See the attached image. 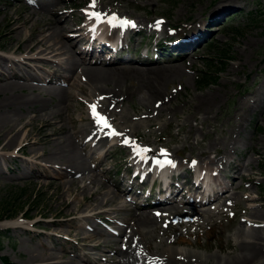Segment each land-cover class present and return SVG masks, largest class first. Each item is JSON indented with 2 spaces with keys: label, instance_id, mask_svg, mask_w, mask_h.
Returning a JSON list of instances; mask_svg holds the SVG:
<instances>
[{
  "label": "rangeland",
  "instance_id": "374dc122",
  "mask_svg": "<svg viewBox=\"0 0 264 264\" xmlns=\"http://www.w3.org/2000/svg\"><path fill=\"white\" fill-rule=\"evenodd\" d=\"M52 1L40 0V2H46L49 5ZM23 3L22 0H0V54L9 56L12 50L8 43L9 35L6 26L9 16H4V12L14 13L17 10L14 16L21 15L25 10ZM97 3L100 4L98 11L107 14L116 12L122 17L124 15L128 19L140 21V24L146 28L163 20L160 26L162 31H159V34L162 35L161 37L170 38L168 36H172L175 39L191 32L194 28L201 29L203 26L206 28V24L211 20V15L219 14L217 11L222 9L223 19L220 22L221 24L225 23L222 25L223 27L213 28L211 40L196 48L187 58L164 63H136L134 69L136 75L125 76L127 86L130 87V98L122 89L119 90L114 82L103 81L102 88L99 89L94 86L95 83L91 80V82L89 81L91 84L88 85L86 74L81 76L80 82L85 85L86 92H82L78 88L73 90L74 94L82 101L77 99L71 102L70 113L77 119L88 116L87 110H90V105L97 103L95 99L98 100L105 92L111 93L118 89L119 94L116 97L121 99V102L112 109L116 113L115 117L118 119L126 117L128 122L114 119L111 114L110 117L115 124H121L123 129L128 127L130 130L123 136L118 135L120 138L135 137L149 144L166 145L173 150L179 160L191 156V158L197 159L200 157L202 163L207 164V167L209 166L211 169L218 168L222 164L216 162L208 164V161L211 158H217L222 153L226 154L227 152V158L231 155L235 159H239L238 162H243L249 157L243 169L244 179L239 181L242 187L235 188L232 196L221 204V208H218L226 215H218L217 210L209 209L208 211L212 213L211 219L208 220L207 215H202L206 219L204 223H199L200 217L195 222L179 220L181 224L176 219L174 224L168 228H162V221H160L156 227H153V231L145 236V239L149 240L147 244L140 242L142 241L141 234L136 236L140 249L133 255L130 264H166L163 261L166 259V255L157 257L155 253L164 254L165 247L168 246L176 252L189 251L195 254L200 253L202 256L214 253L225 255L236 251V244H239L241 240L235 232L239 224L244 225L246 230L252 228L251 223L246 224L240 220V217L244 218V213L249 216L251 207L259 200H264V149L261 153L255 151L257 141L264 144V0H237L236 3H228L224 0H97ZM63 5L70 11L75 10L73 19L63 21V24H71L76 27L85 19L81 14L83 11L86 12L87 7H90V0H65ZM78 10L80 13L77 12ZM231 16L235 17L229 18ZM203 19H206V24H203ZM27 31L28 27H25L24 32ZM158 36L160 37V35ZM136 42L141 43L144 49L150 47L148 35L138 36ZM135 45L138 47L137 44ZM72 48L75 51L76 45ZM160 53L164 55V51H160ZM88 61L90 62V60ZM30 64L35 69L26 65L16 68L21 75L34 78L36 76L48 77L49 74L45 69H52V66H55V64L44 61L30 62ZM54 68L60 69L57 66ZM30 70L31 73H28ZM207 71L210 73L208 75L210 81L216 79L215 84L199 82ZM81 74L83 73L79 75ZM36 84L42 85V83ZM136 87H139V91L132 94ZM210 90L218 92L221 100L215 101L216 106L208 119L203 121L194 119V111L200 109L203 95ZM22 92L31 96L38 94V91H34V93L30 89H24ZM100 92L102 93L99 94ZM3 95L0 93V99ZM256 98H259V107L255 106L249 111L248 104L252 105ZM144 100L148 102L144 103ZM47 103L52 104V100L48 98ZM21 110L24 113L27 111V107L25 106ZM184 122L182 127L181 124ZM115 124H113L114 127ZM38 127L39 122L35 124V132ZM228 129L235 131L232 144H216V148L208 149L207 153L204 152L207 149L206 146L214 138L226 136ZM116 130L118 131L117 128ZM25 132L26 130L9 149L2 151L7 159H5V155H0V207L6 202L9 213L16 209L20 210L14 217L0 220L2 234L0 264H4V257L7 258L9 264H46L45 261L30 263L28 260L31 251L42 243L70 250L82 246L81 242L75 244L56 235L51 237L44 235V233L52 231L59 233L63 229H68V227H60V224L54 223V221L60 222L67 218L61 198L62 186L48 183L54 179L56 171L52 172L53 177H18L20 168H25L27 172L40 171L37 167L32 169L30 166H26L23 162L24 159L30 157V149L26 148L24 152L17 151V144L20 143ZM1 144L0 141V146ZM44 147L45 149L49 148L47 144ZM107 147H109L107 143L99 147L98 154H102L105 150L108 151ZM230 151L231 153H229ZM125 156H129L126 147L114 146L111 148L108 159L98 166L99 171L104 170V174L100 175L105 184L101 185L102 192L108 191L109 188L116 189L112 182L121 180L122 174L115 175V173L126 166ZM250 161L252 164L249 163ZM233 170L230 169L227 174L233 173ZM236 196L240 197V200H237ZM101 198L102 195H100L99 201ZM116 201L117 203L114 204L107 205L108 203L105 202L99 206L98 202L92 201L83 211L87 213L89 212L87 210L97 205L98 212H101L99 215L102 217L111 214L109 211L121 219L124 216H131L129 210L119 212L120 210L113 209L119 202L121 204L125 202L121 195ZM238 205H241L238 214L240 217L236 221L237 217H232L231 214L235 210L234 207ZM25 206L30 208V215L33 216L30 219L23 217L25 209H21V207ZM256 220H258V224H263V219ZM130 221L133 223L136 220ZM4 222H8V224H3ZM78 222L80 220L76 221V223ZM89 222L97 223V220L91 218ZM97 225L99 226V224ZM159 226L161 229H158ZM85 231L91 233L89 230ZM171 240L172 242H170ZM98 241L103 242L104 240L96 238L91 243L94 244ZM115 243L112 242V245L109 244V246L115 247ZM101 247V250H107L108 255L113 253L111 249ZM82 251L84 252L85 249ZM90 251L94 253V256H97L95 251L98 249ZM184 257L185 255L181 254L178 260L182 262ZM69 258L79 260L78 256L73 253ZM94 258L97 259V257ZM66 260L67 257L61 254L60 259L56 261L64 262ZM97 260L105 263L101 259Z\"/></svg>",
  "mask_w": 264,
  "mask_h": 264
},
{
  "label": "bare ground",
  "instance_id": "6f19581e",
  "mask_svg": "<svg viewBox=\"0 0 264 264\" xmlns=\"http://www.w3.org/2000/svg\"><path fill=\"white\" fill-rule=\"evenodd\" d=\"M224 1L228 3L237 2V0ZM64 2L65 0H56L50 7H46L42 4L38 5L32 0H28V3H23L25 10H23L21 15L14 16L17 10L14 13L11 11L4 12V16H9L6 26L9 35L8 43L12 47V50L9 56L0 54V67L2 68H0V93L4 94L0 99V141L2 143L0 146V155H5L2 151L9 149L20 138L21 133L26 130L20 143L17 145L20 147V151L23 152L26 148L30 149V157L23 160L26 166L40 169L39 172H32L31 176L49 177L52 175V171L57 170L55 178L48 183H56L62 186L61 198L62 204L66 209L65 213L67 218L60 222L54 221V223L60 224V227H68V229H63L57 235L59 237L73 235L72 237L82 243L83 249L93 250L96 248L100 250L101 252L98 253L100 254L99 258L105 261H110V259L105 253L106 250H101V246L111 250H119L121 257L119 263L130 264L133 255L140 249V245L138 246L136 241V236L141 234L142 241L140 242L147 244L149 240H146L145 236L153 231V227L157 226V216L150 211H142L139 214L131 213V216H124L120 220L129 224H124L118 230V236H114L105 229L86 225V222L91 217L101 214V212H98L99 205L105 202L108 203L107 205L117 203L116 199L120 195L122 196L123 191H117L111 188L105 192L101 191V185L104 186L105 184L100 175L104 173H99L96 169L92 168L90 165L92 156L85 149V145L89 144L93 148L102 139L92 140L90 138L95 130V125L92 124V121H87L86 124H83L88 119L87 116H82L80 120L83 123L78 124V120L72 117L70 113V103L77 98L73 91L75 88L86 92L85 85L80 82V77L84 76V74L88 76V85L91 84L89 83L91 80L95 83L94 86L100 89L102 88L101 83L103 81L114 82L115 86H118L119 90L122 89L124 93L128 94V98H130V87L127 86L125 76L136 75L135 67L130 64L125 65L120 70L116 66L90 65L86 64L87 62L83 55H76L77 53L73 52L72 49L73 41L87 42L89 40V29L87 27L92 29L93 23L95 21L100 22V19L90 17L89 13H87L88 21L83 27H73L71 24H63V21L73 19L75 13V10L70 11L66 9L63 5ZM99 7L100 4L96 3L95 10H98ZM77 12L79 13V10ZM25 27H28L27 32H24ZM69 31L75 32L73 33V37L66 36ZM11 54L16 55V57H13ZM59 57H62V59H58ZM30 61H44L63 67L64 72L53 69H49L47 72L54 77L55 82L64 83L67 86L53 84L51 80L46 78L36 77L38 81L34 78H25L19 75L16 67L22 65L31 67L28 64ZM31 69H35V67L32 66ZM28 73H31V70ZM80 73L83 74L79 75ZM36 83H42V85H37ZM47 83L48 85L46 86L45 84ZM24 89H30L32 92L38 91V94L34 96L25 94L22 92ZM137 90L139 91V87H136L132 94ZM118 94V89H115L111 93L105 92L101 94L103 99H100L101 97L98 98V106L102 112L106 116L111 114L114 119L118 118L115 117L114 114L116 113L112 108L121 102V99L116 97ZM48 98L52 100V104L50 105L47 103ZM77 99L80 100L79 98ZM216 100H221L218 92L210 90L205 93L201 102L202 106L197 111H194V119L200 121L208 119L213 108L216 106ZM146 102L148 101L144 100V103ZM255 104H259V98L256 99ZM25 106L27 107V111L22 113L23 110L21 109ZM248 106L252 108L254 105L248 104ZM200 114L202 116H199ZM68 120H70V124ZM118 120L123 122L127 121L126 117ZM37 122H39V127L35 132L34 128ZM184 124L185 122L181 126L183 127ZM135 127L138 128L136 125ZM190 129H192V126H190ZM120 130L123 129L120 128ZM233 132L235 131L228 129L226 136L214 138L206 146L207 149L204 152L207 153L208 149L216 148V144H232L235 138ZM81 135H83L82 141L80 139ZM45 144L49 146L48 149H45ZM40 146H42V150ZM262 149H264V144L257 141L255 151L261 153ZM107 155L108 151L103 157H98V164H101ZM226 156L227 154H221L215 159H210L208 164L215 162L223 164L222 168H216L218 173L222 174L224 166L233 164L232 160L227 159ZM4 157L7 159L6 155ZM249 163L252 164V161ZM243 167L244 164L242 165L240 163L235 166L239 178L243 176ZM75 174L81 177L78 179L74 177ZM26 175H28L26 170L20 168L18 177H25ZM212 179L222 185L218 177H213ZM233 183L240 185L237 177H233ZM222 187L225 188V191L222 196H219V199L228 195L231 190L228 186L222 185ZM75 191L76 193H74ZM100 195H102V198L99 201ZM235 198L240 200L238 196ZM92 201L98 202V206L92 207L90 210H87L89 212L85 213L83 210ZM128 206L129 204L125 202L122 204L119 202L113 209H118L120 210L119 212L124 210L128 211ZM171 209L178 211L179 208L173 207ZM205 213L207 219L210 220L212 213L210 211H205ZM249 216L253 223L258 222L256 219H263V224L255 223L250 230H246L244 225L239 224L235 232L241 240L239 244H236V251L232 253L225 255L214 253L202 256L200 253L195 254L189 251L176 252L168 246L165 247L166 252L164 251V254L155 253V255L157 257L158 255H166V259L163 260L166 264H264V200H259V202L251 207ZM77 220H80V222L76 223ZM130 220L136 221L131 223ZM198 221L199 223H204L206 219L200 215ZM3 224H8V222H4ZM127 225L131 227V230L127 231ZM89 227L91 228L89 231L91 233L85 231ZM53 234L55 233H44L48 237H51ZM96 238L103 239L104 244L101 241L94 244L91 243ZM112 242H116L114 244L116 245L115 247L109 246V244L112 245ZM38 246L31 251L28 259L30 263L45 261L47 262L46 264H103L97 263V261L95 262L94 258H91L86 253L83 255L76 253L79 259L77 261L69 258L71 251L68 249L48 246L43 243L38 244ZM77 252H80V250L78 249ZM61 254L67 257L66 261H56L60 259ZM181 254L185 255L182 262L178 260Z\"/></svg>",
  "mask_w": 264,
  "mask_h": 264
},
{
  "label": "snow or ice",
  "instance_id": "6c2138e0",
  "mask_svg": "<svg viewBox=\"0 0 264 264\" xmlns=\"http://www.w3.org/2000/svg\"><path fill=\"white\" fill-rule=\"evenodd\" d=\"M96 3H97V0H90V8L85 9V11L89 13L90 17L100 19V20L109 19V22L112 23L114 26H124V27H129V26L135 27L136 26L135 21L130 20L127 17H120L116 13H112L109 18L107 13H104L102 11L90 10V9H95ZM160 23H162V21L157 22V26H159ZM100 99H103V97H101ZM90 107H91L93 116L98 118V123H101L105 125L107 128L111 129V133H110L111 135H120V136L124 135L123 133H120L116 130V128L112 125V123L110 122V119L106 115L102 114L101 112L97 110L98 108L97 103H92ZM122 142L126 144H132V138H128L126 140H123ZM133 146L134 148L139 149L141 154L151 151L150 147L148 146L139 145V144H135ZM160 151L163 153L165 157L170 156V154L167 152L166 149H161ZM156 162L157 164L163 163V164H167L173 167L175 166V163H176L174 160L170 158L168 159L157 158ZM195 163L196 161H193V165H195Z\"/></svg>",
  "mask_w": 264,
  "mask_h": 264
},
{
  "label": "trees",
  "instance_id": "16d2710c",
  "mask_svg": "<svg viewBox=\"0 0 264 264\" xmlns=\"http://www.w3.org/2000/svg\"><path fill=\"white\" fill-rule=\"evenodd\" d=\"M7 205L8 204L6 202H4L2 204V206L0 207V218L7 217V216H12V215H15V214H17L19 212V210L16 209L15 211L9 213V211L7 210V208H8Z\"/></svg>",
  "mask_w": 264,
  "mask_h": 264
}]
</instances>
